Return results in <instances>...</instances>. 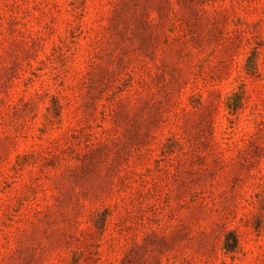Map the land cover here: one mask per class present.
Masks as SVG:
<instances>
[{"label": "rangeland", "instance_id": "374dc122", "mask_svg": "<svg viewBox=\"0 0 264 264\" xmlns=\"http://www.w3.org/2000/svg\"><path fill=\"white\" fill-rule=\"evenodd\" d=\"M0 264H264V0H0Z\"/></svg>", "mask_w": 264, "mask_h": 264}, {"label": "trees", "instance_id": "16d2710c", "mask_svg": "<svg viewBox=\"0 0 264 264\" xmlns=\"http://www.w3.org/2000/svg\"><path fill=\"white\" fill-rule=\"evenodd\" d=\"M235 96H236V94H235ZM237 96L239 97L238 94H237ZM242 97H243V96H242V94H241V95H240V101H242ZM229 109H230L231 111H236V110H237V109H235V108H230V107H229Z\"/></svg>", "mask_w": 264, "mask_h": 264}]
</instances>
